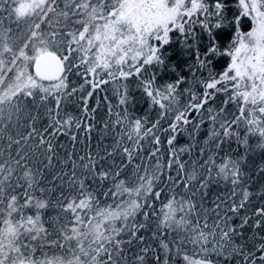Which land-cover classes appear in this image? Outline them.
Wrapping results in <instances>:
<instances>
[{"label":"snow or ice","instance_id":"snow-or-ice-1","mask_svg":"<svg viewBox=\"0 0 264 264\" xmlns=\"http://www.w3.org/2000/svg\"><path fill=\"white\" fill-rule=\"evenodd\" d=\"M226 8L225 0H215L214 6L207 0H112L111 3L106 0H0V264H147L149 255L154 253L155 264H161L159 250L149 239L159 242V249L164 253L163 264H170V260L174 264L181 254L184 238L177 241L172 234L179 235L181 231L188 233L190 242L198 247L193 255L183 254L184 264H213L208 258L210 254L225 261L240 257V264H264V204L252 209V194L247 187H242V165L250 150L248 137L231 130L233 126H244L247 133H258L256 147L264 149V0H238V15L233 14L231 18ZM244 17L252 24L246 33L240 28ZM234 25L235 31L228 39ZM197 26L199 33L194 31ZM173 31L179 33L183 53L193 58L188 66L193 81L198 79L203 88L202 97L192 94L184 108L179 107L177 99V89L185 82L184 78L178 76L174 82L158 85L155 74L150 72L152 66L161 70L167 67L165 49L172 42ZM225 41L226 46L222 48ZM221 56L229 57L230 62L217 74L212 65ZM30 69H34V74ZM74 70L92 88L87 97L81 98L85 113L88 99L101 85L127 81L133 74L137 76L138 89L149 103L148 112L157 107L160 111L151 127H146L147 113L132 119L126 107L131 103L128 86L120 84L115 93L119 105L125 108L122 116L117 113L116 123L122 126V131L124 127L127 129L117 141L122 146L121 163L117 164L114 159L120 154L117 149L104 148L103 154L89 152L79 156V163L70 154L67 159L72 161L71 171L65 170L66 165L61 167L45 186L37 178L38 174L43 178L42 170L34 171L32 167L37 154L47 161L44 167L52 170L57 158L53 140L66 134L75 142L77 137L71 129L82 127L71 115L60 117L63 97L77 92L75 87L67 91V73ZM169 70L175 72L174 67ZM229 88L232 94L224 103H235L239 112L231 119L227 114L221 115L225 113L224 108L217 113L211 106L217 94H226ZM50 97L55 101V109L47 103ZM29 99L35 113L28 109ZM206 104L210 105L207 112L213 126L205 146L212 143L213 150L187 174L188 180L197 178L196 164L201 174H206L200 184L205 190L200 205L192 198L196 192L191 197L186 195L192 191L187 183L183 185V192L173 191L166 202L161 199L168 182L174 188L178 185L170 174L167 182L163 179L158 159L154 166L137 165L135 186L129 187L121 173L134 162L147 137L151 135L154 143L160 144V137L155 135L160 130V119L173 111L174 121L163 129L172 150L168 167L177 165L181 171L185 170L180 153L191 152L192 146L177 150L174 142L190 124L186 113L190 109L199 112ZM41 109L48 123L37 127L43 118ZM111 112L109 108V115ZM25 126L26 134L22 131ZM13 129L15 136L11 134ZM198 130L199 126L197 134ZM91 131L89 125L87 132ZM189 136L196 143L195 134L189 132ZM233 136L244 148V154L234 158L225 153L217 163L215 157L225 138ZM13 145L18 146L15 155ZM157 152L158 149L154 150L151 157L156 158ZM203 152L201 148V158ZM108 160L112 163L105 167ZM258 171L264 172V168ZM221 180L230 182L231 188L223 196L215 195L211 201L214 207L208 209L203 201L209 182ZM101 194L113 203L101 207ZM49 208L56 209L55 217L51 218L54 234L69 245L72 241L76 243L75 247H69V256L45 254L37 258L35 255L37 244L33 241L39 239L41 246L59 243L49 240L53 233L44 227L42 217ZM209 212L215 213L211 228ZM193 215L195 223L191 219ZM235 219H239V224L232 223ZM245 228H251L253 238L259 237L261 242L252 247L235 245L233 237H243ZM149 231L150 238L145 235ZM170 244L175 247V253Z\"/></svg>","mask_w":264,"mask_h":264},{"label":"trees","instance_id":"trees-1","mask_svg":"<svg viewBox=\"0 0 264 264\" xmlns=\"http://www.w3.org/2000/svg\"><path fill=\"white\" fill-rule=\"evenodd\" d=\"M106 2L111 3L112 0H106ZM207 3L210 6H214L215 0H207ZM227 4L226 14L229 18L232 17L233 14L238 15L237 4L238 0H225ZM60 7H63V3L61 2ZM201 19L203 17H200ZM187 19V18H185ZM15 28L16 26L13 25ZM42 27H47V25H43ZM79 27V25H77ZM252 27L251 21L244 17L242 18V22L240 25L242 32L250 31ZM194 31L197 33L200 32L199 26H197ZM235 31V25L233 28L228 32V39L231 38V35ZM171 36V43L165 49V55L168 57L167 59V67L161 70L158 67L152 66L150 68V72L154 73L156 76V83L158 85L167 83V82H174L178 76H182L185 80L184 83L180 84L177 92V99L179 101V107L184 108L189 101L191 100V95L196 94L202 97L203 88L201 87L199 80L193 81L192 79V72L189 71V65L192 63V57H189L183 53L181 45L179 43V33L177 31H173L170 33ZM226 46V41L222 43V48ZM75 55V53L73 54ZM230 62V58L227 56H221L213 61V71L215 73H220L224 69H226L227 64ZM131 63V61H129ZM172 67L175 68V72L170 71ZM31 71V69H30ZM83 71V69H81ZM200 74H198L199 76ZM203 75L207 76V72H204ZM106 78V77H105ZM88 79H91L89 76ZM46 83V82H45ZM67 83L69 85L67 91L71 92L73 87L77 88V92L70 96H64L61 103V111L60 117L66 118V115H71L72 117L76 118L82 124L80 130H77L74 126L71 129L73 135H76L77 139L73 142L69 135L60 134L54 140L53 144L55 145L57 158L54 159L53 164L54 168L49 170L44 167L47 164V161L37 154V160L32 164L33 170L35 171L37 168L41 169L43 172V178L40 175H37V178L40 179L41 184L48 186V181L52 180V176L55 173H58L60 168L66 165L65 170L71 171L72 161L68 160L67 157L71 154L73 160L79 163V156H86L89 152L95 154L97 151H100L103 154V149L107 148L109 151H113L117 149L120 154L114 157L115 162L117 164L121 163L122 160V146L117 145V141H119L123 135V132H126V127L123 128L120 124L116 123L117 120V113H120L121 116L123 115L125 106L119 105V97L115 93V89L120 84H126L129 89V95L131 97V103L127 105L128 112L132 119L137 117H142L146 113L148 115L149 123L146 127H151V124L154 123L158 116V112L160 111L159 108L153 109L151 112H148L149 103L147 98L143 96V93L140 89H138V79L135 74L130 76L127 81H113L109 82L108 84L101 85L99 89L93 92L91 98L88 99V112H84V106L82 102V97H87L88 92L92 91L90 84H85V77L82 75L77 74L74 70L70 73H67ZM83 85V90L81 91V86ZM103 89V90H100ZM189 90V91H186ZM123 92V89H121ZM232 94L231 88H229L228 93H220L217 94L215 99L211 101V106L216 109V112L219 113L221 108L225 109V113H221V115L227 114L228 118H233V114H239L238 108L235 103L229 102L227 104L224 101L227 99L228 96ZM39 102V101H37ZM47 103L55 109V101L50 97ZM210 105H204V108L201 111L196 112L194 110H189L186 115L190 121V124L187 125V131L181 133L177 140L174 142L175 148L178 150L180 148L188 149L189 146H192L191 152L185 151L180 153V159L185 163V170L181 171L177 165H173L171 169L168 167V162L171 159V149L167 144L168 134L163 131L170 126V124L174 121L175 111L168 113L167 115L163 116L160 119V130L156 131L155 135L160 137V144L156 145L153 141V137L150 135L145 140L142 141V149L139 155L135 158L132 164L127 165L124 168V171L121 173V178L125 179L127 185L129 187L135 186V174L134 168L137 165H151L154 166L159 160V163L163 170V179L167 182L169 174L176 181L175 187L168 182L165 185L166 191L162 195L161 199L165 202L168 198L171 197L172 192H183V185L185 183L192 186V191L186 193L187 196H192V192H196V195L193 198L194 202L197 206L201 203V196L204 193V189L200 187L201 182L205 179L206 174H201V170L199 169V165L196 164L197 167V178L193 180H188L187 174H190L193 170V165L199 161V163H203L204 160L207 159L209 155H211L213 150L212 143H209L205 146V140L209 135V130L213 126L207 109ZM109 108L112 109L111 115H109ZM28 109L32 110L35 113V109L31 103V99H29ZM44 109H41V116L43 117L37 127H42L48 123L46 117L43 116ZM215 114V113H214ZM258 115V114H257ZM105 122L108 123V128L105 130ZM91 125L92 131L90 133L87 132V127ZM197 126H199L198 134H197ZM216 127L218 128L219 125L217 124ZM27 127L25 126L22 131L26 134ZM233 132L238 133L241 137L247 135L248 137V144L250 146V150L247 153L246 162L242 165V171L244 173V184L242 187H247L250 193L252 194L251 199V207L255 209L259 207L261 204H264V172H259V168H264V149L257 148L256 145L259 142V135H252L246 132V128L244 126L236 127L233 126L231 129ZM189 132L195 134L196 143H194L193 139L190 138ZM13 136L16 135L15 130H12L11 133ZM124 141L127 142V137L123 136ZM5 155L4 158H7V138L5 137ZM34 146V145H33ZM17 145H13L12 154L15 155V151ZM201 148H204L203 158H201ZM157 157L152 158L151 153L154 150H157ZM225 153L231 155L232 157H237L239 155L244 154V148L237 143L235 136L225 138L224 143L222 145V149L218 156L215 157L217 163L220 162V158L225 155ZM39 161H43L41 164ZM126 163V158H124ZM112 160H108L105 162V167L110 165ZM141 172H143V168H141ZM58 183V181H57ZM91 183V181H88ZM231 188L230 182H225L221 180L219 183L215 181L209 182V187L207 189V197L203 201L206 208L211 209L214 205L211 203L213 197L215 195L223 196L226 192H228ZM239 191V189H238ZM126 198V197H125ZM179 198V197H177ZM101 201V207H104L108 204H112L111 199H105V197L101 194L99 196ZM157 209L160 207L159 201L156 202ZM223 206H221L222 210ZM31 214V213H29ZM56 209L49 208L47 209L42 219L45 221L44 227L47 229L49 233H53L49 237V240H58V245L53 246L50 243H44L42 246L40 245L39 239L37 241H33L32 243L37 244V251L35 253L37 258H43L45 254L49 257L53 255H63L69 256V247H75V241H72L70 245L65 243L57 234H54L53 224L51 223V218L55 217ZM192 221L195 223L196 216L193 215L191 217ZM215 219V213L209 212V219L208 224L209 228L212 226V221ZM204 217H200V224L203 226ZM233 224H239V219H235L232 221ZM154 230V229H153ZM243 237L237 235L233 237V241L235 245H246L247 247H252L253 244H258L261 241L259 237L253 238V230L251 228H245L243 230ZM143 234V233H142ZM43 235V234H42ZM147 237H151V231L145 234ZM173 237L178 241L180 237L184 238L183 244L181 245V254L175 258L174 264H184L183 261V254L187 252L188 255H193L194 249L198 251V247L193 245L190 240L188 239V233L181 231L179 235L176 233L172 234ZM27 242V241H26ZM149 242L152 243L153 247H156L160 255L161 264H163L164 260V253L162 249H159V242L152 241L149 239ZM60 245H63L62 247ZM209 249L211 245L208 246ZM170 248L172 252L175 253V247L170 244ZM154 254L149 255L147 259V264H155L153 260ZM196 258H199L197 256ZM213 264H240L242 258L240 257H233L231 261H225L223 257H217L215 254H210L208 257ZM170 264L172 261L170 260Z\"/></svg>","mask_w":264,"mask_h":264},{"label":"water","instance_id":"water-1","mask_svg":"<svg viewBox=\"0 0 264 264\" xmlns=\"http://www.w3.org/2000/svg\"><path fill=\"white\" fill-rule=\"evenodd\" d=\"M31 71L33 72V74H34V69H31ZM47 83V82H46Z\"/></svg>","mask_w":264,"mask_h":264}]
</instances>
